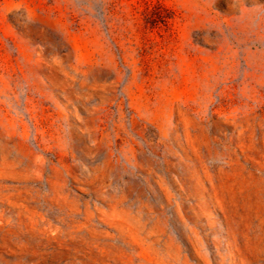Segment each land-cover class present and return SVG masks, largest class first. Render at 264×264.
I'll use <instances>...</instances> for the list:
<instances>
[{"label": "rangeland", "instance_id": "374dc122", "mask_svg": "<svg viewBox=\"0 0 264 264\" xmlns=\"http://www.w3.org/2000/svg\"><path fill=\"white\" fill-rule=\"evenodd\" d=\"M0 264H264V0H0Z\"/></svg>", "mask_w": 264, "mask_h": 264}]
</instances>
